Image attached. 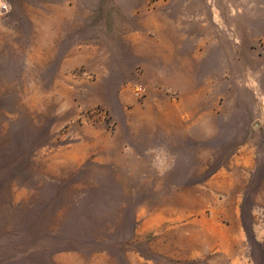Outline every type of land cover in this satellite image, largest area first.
I'll return each mask as SVG.
<instances>
[{"label": "rangeland", "instance_id": "obj_1", "mask_svg": "<svg viewBox=\"0 0 264 264\" xmlns=\"http://www.w3.org/2000/svg\"><path fill=\"white\" fill-rule=\"evenodd\" d=\"M0 264H264V0H0Z\"/></svg>", "mask_w": 264, "mask_h": 264}]
</instances>
